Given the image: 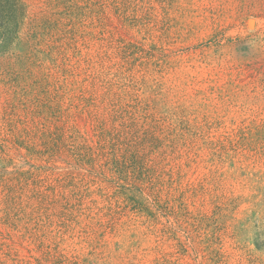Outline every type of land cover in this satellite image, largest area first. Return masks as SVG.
Listing matches in <instances>:
<instances>
[{"label":"rangeland","instance_id":"1","mask_svg":"<svg viewBox=\"0 0 264 264\" xmlns=\"http://www.w3.org/2000/svg\"><path fill=\"white\" fill-rule=\"evenodd\" d=\"M0 264H264V0H2Z\"/></svg>","mask_w":264,"mask_h":264},{"label":"trees","instance_id":"2","mask_svg":"<svg viewBox=\"0 0 264 264\" xmlns=\"http://www.w3.org/2000/svg\"><path fill=\"white\" fill-rule=\"evenodd\" d=\"M0 3H2V0H0ZM3 12H5V15H3ZM2 14V27L5 32H14L15 31V18H13V12L12 10L8 7L7 10H4Z\"/></svg>","mask_w":264,"mask_h":264},{"label":"bare ground","instance_id":"3","mask_svg":"<svg viewBox=\"0 0 264 264\" xmlns=\"http://www.w3.org/2000/svg\"><path fill=\"white\" fill-rule=\"evenodd\" d=\"M248 26H249L250 28L253 26V22H252L251 20L248 22Z\"/></svg>","mask_w":264,"mask_h":264}]
</instances>
